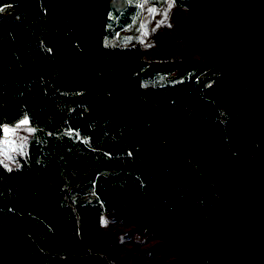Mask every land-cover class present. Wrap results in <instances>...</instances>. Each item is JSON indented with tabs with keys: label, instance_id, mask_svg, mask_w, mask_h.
<instances>
[{
	"label": "trees",
	"instance_id": "16d2710c",
	"mask_svg": "<svg viewBox=\"0 0 264 264\" xmlns=\"http://www.w3.org/2000/svg\"><path fill=\"white\" fill-rule=\"evenodd\" d=\"M137 7L0 15V137L34 128L20 166L0 164V264H117L114 211L185 264H264V0H226L218 44L162 60L135 42Z\"/></svg>",
	"mask_w": 264,
	"mask_h": 264
},
{
	"label": "rangeland",
	"instance_id": "374dc122",
	"mask_svg": "<svg viewBox=\"0 0 264 264\" xmlns=\"http://www.w3.org/2000/svg\"><path fill=\"white\" fill-rule=\"evenodd\" d=\"M130 1L138 5V16L136 19L133 17L137 33L135 42L140 43L146 58L162 60L175 55H197L195 48L186 43L185 37L195 41L204 51L220 41L224 21L222 8L226 0H190V7L175 0ZM151 8H155L156 12L150 13ZM40 12V0H0V15L12 17L24 25L39 23ZM141 24L146 27L141 28ZM144 32L147 35H143ZM176 34L183 38L176 39ZM25 119L3 126L0 159L8 168L20 166L29 153V141L34 131L27 129L34 128L29 122L21 124ZM5 128L9 129L7 133ZM73 138L69 136L68 140ZM68 143L77 146L75 142ZM101 251L117 264H136L139 259L147 264H185L156 234L133 225L123 211L102 216Z\"/></svg>",
	"mask_w": 264,
	"mask_h": 264
},
{
	"label": "snow or ice",
	"instance_id": "6c2138e0",
	"mask_svg": "<svg viewBox=\"0 0 264 264\" xmlns=\"http://www.w3.org/2000/svg\"><path fill=\"white\" fill-rule=\"evenodd\" d=\"M169 7H171V4L169 5ZM149 12L150 13H155L156 9L155 8H151V9H149ZM159 23H164V21H160ZM140 27L141 28H145L146 25L141 24ZM143 35H147V32H144ZM27 123H28V121L26 119L21 121V124H27ZM4 131L7 133L9 131V129L5 128ZM27 131L32 132V131H34V129L28 128ZM9 159H11V157H9Z\"/></svg>",
	"mask_w": 264,
	"mask_h": 264
},
{
	"label": "clouds",
	"instance_id": "9594fccd",
	"mask_svg": "<svg viewBox=\"0 0 264 264\" xmlns=\"http://www.w3.org/2000/svg\"><path fill=\"white\" fill-rule=\"evenodd\" d=\"M0 164H4V161L2 159H0ZM4 166H5V168H8L7 164H4ZM8 170L10 171L11 169H8Z\"/></svg>",
	"mask_w": 264,
	"mask_h": 264
},
{
	"label": "crops",
	"instance_id": "0c3cea01",
	"mask_svg": "<svg viewBox=\"0 0 264 264\" xmlns=\"http://www.w3.org/2000/svg\"><path fill=\"white\" fill-rule=\"evenodd\" d=\"M101 231H102V227H101Z\"/></svg>",
	"mask_w": 264,
	"mask_h": 264
}]
</instances>
